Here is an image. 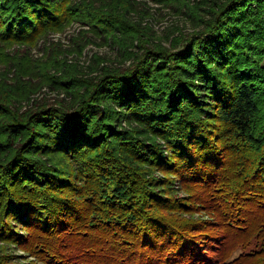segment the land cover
Listing matches in <instances>:
<instances>
[{"label":"trees","instance_id":"1","mask_svg":"<svg viewBox=\"0 0 264 264\" xmlns=\"http://www.w3.org/2000/svg\"><path fill=\"white\" fill-rule=\"evenodd\" d=\"M204 1L166 46L127 0H0V48L79 21L120 51L20 111L0 49V264H264V0Z\"/></svg>","mask_w":264,"mask_h":264},{"label":"rangeland","instance_id":"2","mask_svg":"<svg viewBox=\"0 0 264 264\" xmlns=\"http://www.w3.org/2000/svg\"><path fill=\"white\" fill-rule=\"evenodd\" d=\"M176 1L158 3L154 0H127L133 13L131 15L133 20L136 19L141 25L148 27L150 39H157L166 46L170 36L173 35H170L173 29L178 28L176 30L185 34L191 31L193 28L191 19L198 14L193 7L205 2L204 0ZM203 7L198 6L197 9ZM0 49L9 56L24 54V61L21 62L24 66L25 84L23 83L22 86L17 84L16 89L23 92L25 88V95L21 94L24 99L13 104V107L20 111L30 110L42 102L69 104L71 96L63 88L66 84L61 80L54 82V79L60 76L58 75L60 68L57 65L60 61L69 65L74 64L80 72L94 76L103 63L117 66L120 58V51L112 39L102 38L79 21H72L58 30L47 32L33 45L20 47L12 45ZM97 61H100L98 67ZM2 65L0 69L3 68ZM126 65L128 62L122 67ZM11 74L8 72L9 76ZM179 195L182 196L183 192L179 191ZM17 253L21 254L20 251Z\"/></svg>","mask_w":264,"mask_h":264}]
</instances>
